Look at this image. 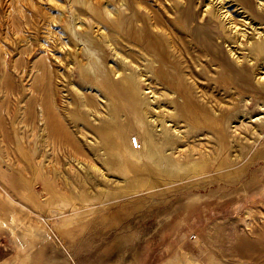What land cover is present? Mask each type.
I'll use <instances>...</instances> for the list:
<instances>
[{
  "label": "rangeland",
  "instance_id": "374dc122",
  "mask_svg": "<svg viewBox=\"0 0 264 264\" xmlns=\"http://www.w3.org/2000/svg\"><path fill=\"white\" fill-rule=\"evenodd\" d=\"M85 1L0 0V264H264V58L211 60L206 0Z\"/></svg>",
  "mask_w": 264,
  "mask_h": 264
},
{
  "label": "bare ground",
  "instance_id": "6f19581e",
  "mask_svg": "<svg viewBox=\"0 0 264 264\" xmlns=\"http://www.w3.org/2000/svg\"><path fill=\"white\" fill-rule=\"evenodd\" d=\"M77 1V0H75ZM85 1V0H84ZM88 1V0H86ZM85 1V2H86ZM95 1V0H94ZM91 2V1H90ZM92 3V2H91ZM91 3H89L88 1V5H92ZM137 3V8L138 9H134L133 12L130 13L129 17L127 19H124L125 20V23H126V29H128L127 31L130 32V34H133V37L135 38H131V39H136V38H143L146 42V44H150L152 45L151 48H155L154 50H156L157 46H155L153 44V40H151L152 36L151 35H147L145 33V31L143 30H136L134 27L136 26L135 25V22H138V18H139V15L141 13H139L140 11V5ZM73 4V3H72ZM84 4V3H83ZM87 4V2H86ZM86 4H84V6H86ZM264 3H261V0H258V2H256V6L261 10V12L264 10ZM94 5V4H93ZM93 5L92 7H89V6H86V7H89V9L93 8ZM97 5V4H96ZM205 8H204V14H203V18H206V20L200 24V25H197L195 26L196 28H193L192 31L193 34H195L197 36V38L202 42L203 46H205V48H207L205 51L207 52V55H211V60H219V62H221V68L223 66V61H225V63H229L227 60V57L224 53V48L221 44H225L226 47L228 48V52H229V55L235 60L236 63H240L241 64V61L245 60V61H249L251 64H253V71L257 74L259 73L258 70H260L262 68V59L264 57H261L259 60V64L256 65V60L257 57H254V53L258 52V51H261L262 48H264V26L261 28V27H258L257 25L256 26H253V25H249L248 26V23L245 22V18H248L249 16L247 15V7H252L251 5V0H206L205 2ZM99 6V4H98ZM234 6L235 7V11H238L237 12V17L238 16H241L240 18H242L241 20V23L240 25H238L237 23H234L233 25V22L231 21V18H232V14L230 12V8ZM73 7V5H72ZM109 7V6H108ZM74 9V8H73ZM96 9V8H95ZM224 9V10H222ZM232 9V8H231ZM92 11H94L93 9H91ZM76 12V10H75ZM74 12V13H75ZM95 12H98V11H94L92 13L95 14ZM107 14L106 15H109V14H113V12H111L109 9L106 10ZM119 12V11H118ZM117 12V13H118ZM249 13V12H248ZM252 13V12H251ZM250 13V14H251ZM46 14V13H45ZM79 14V13H78ZM98 14H102L101 12L98 13ZM111 14V16H113ZM116 14V12H115ZM119 14V13H118ZM183 14L185 15V17H191L192 16V11H191V7L190 6H187L185 7V9H183ZM259 14V20L260 22H258V24H264V13H258ZM260 14H263V15H260ZM81 15V14H80ZM117 15V14H116ZM84 16V15H83ZM91 17V15H89ZM96 16V14L94 15ZM100 16V15H98ZM97 16V17H98ZM105 16V15H103ZM101 16V17H103ZM248 16V17H247ZM82 16H80L81 18ZM110 17V16H109ZM114 17V16H113ZM54 18V17H53ZM76 18L78 19L79 17L76 16ZM85 18V17H84ZM92 18L91 17V20L92 21ZM239 18V19H240ZM103 19V18H102ZM114 19V18H113ZM223 20L225 21L224 25H221L223 28H227L229 31L228 33H224V37L223 36H220L221 32H218L217 31V28L218 26L216 25V21L218 20ZM233 19V18H232ZM83 20V19H82ZM81 20V21H82ZM85 20V19H84ZM84 20H83V23H84ZM94 20V18H93ZM192 20V19H191ZM227 20V21H226ZM245 20V21H244ZM250 20V19H249ZM42 21V20H41ZM234 21V20H233ZM75 23V22H74ZM76 24V23H75ZM79 25V27H81V29H85V31L87 30L86 29V26L84 24H82L81 22H78L77 23ZM92 24V22L90 23ZM100 24V23H99ZM197 24V23H196ZM199 24V23H198ZM12 25V24H11ZM86 25H89L88 23H86ZM93 25V24H92ZM92 25L90 26V28H92ZM96 27H94V31L97 33V34H100L102 32L101 30V26H98L97 24H94ZM93 25V26H94ZM255 25V23H254ZM42 26V25H41ZM29 27V26H28ZM43 27V26H42ZM88 27V26H87ZM47 28H50V27H47ZM89 28V27H88ZM89 28V29H90ZM137 28V27H136ZM56 29V28H55ZM139 29V28H137ZM216 29V30H215ZM45 30V29H44ZM47 30V31H46ZM45 31L49 33L48 29H46ZM44 31V32H45ZM52 30H50L51 32ZM89 31V30H88ZM86 31V32H88ZM211 31H217V34L218 35V39L220 38L222 41H220V39L218 41H214L213 38H212V33ZM128 32V33H129ZM47 33V34H48ZM52 34V32H51ZM50 34V35H51ZM102 34V33H101ZM215 34V33H214ZM45 36V35H44ZM43 36V38H44ZM47 36V35H46ZM53 36V35H51ZM55 36V35H54ZM53 36V37H54ZM96 36V35H95ZM151 36V38H150ZM49 37V35H48ZM52 37V39H53ZM56 37V36H55ZM98 37V35H97ZM132 37V36H131ZM42 38V39H43ZM63 38V37H62ZM67 38V37H66ZM101 38V37H100ZM49 39V38H48ZM64 39V38H63ZM99 39V38H98ZM44 40L46 41L47 40V37L46 39L44 38ZM55 40V39H54ZM21 41V40H20ZM25 41V40H24ZM29 41V40H28ZM140 40H136V42H138ZM142 41V40H141ZM49 42V40H48ZM51 42V41H50ZM221 44H219V43ZM52 44V43H51ZM59 46V45H58ZM145 46V45H144ZM255 46V47H254ZM150 47V46H148ZM150 48V49H151ZM113 49V48H112ZM149 49V48H148ZM38 51V50H37ZM255 51V52H254ZM263 51V50H262ZM74 52V51H72ZM157 52V51H156ZM153 53V52H152ZM38 54V53H37ZM260 54V53H259ZM249 56V57H248ZM121 58V57H120ZM251 60H255V61H252ZM258 60V59H257ZM92 61V60H91ZM90 61V63H92ZM61 62V61H60ZM258 62V61H257ZM227 65V64H226ZM117 66V65H116ZM248 67V66H247ZM226 68V67H225ZM86 68H84L85 70ZM245 68L243 67L242 70H244ZM247 69V68H246ZM87 71V70H85ZM119 74V73H118ZM256 76V75H255ZM263 78V77H262ZM261 78V79H262ZM124 79H127L126 77L122 78V80ZM126 81V80H124ZM89 85V84H88ZM90 87V86H88ZM161 107V106H160ZM157 108V107H156ZM162 108V107H161ZM148 109V108H147ZM159 110V109H158ZM161 110V109H160ZM163 110V109H162ZM168 110V109H167ZM157 111V110H156ZM148 112V111H147ZM154 113V112H153ZM157 116H158V119L162 120L163 122L161 124H159L158 120H157ZM149 117H151L152 119V122L155 126L158 127V125H160V128L162 129L161 131H165V126L166 124L164 123V119L163 118V113H158L156 116L155 115H150ZM148 117V118H149ZM160 117V118H159ZM162 117V118H161ZM167 116H165L164 118H166ZM170 121V120H169ZM158 122V124H157ZM167 122V121H166ZM171 122V121H170ZM176 123V122H175ZM176 126V125H175ZM180 127V126H179ZM160 130V129H159ZM176 130V129H175ZM185 130V129H184ZM155 131V130H154ZM181 131V130H180ZM184 132V131H183ZM177 133V132H176ZM182 137V136H181ZM149 138V137H148ZM154 138L156 139L157 137L156 136H153L152 137V142H150L149 144V147H148V157L152 160L153 163H156L157 161V143L154 141ZM124 140V139H123ZM115 142L119 143V138H117L115 140ZM123 142V141H122ZM116 143V144H117ZM120 145V144H119ZM118 145V146H119ZM179 146V145H178ZM173 148V147H172ZM176 150V148H175ZM173 160V159H172ZM175 167V166H174ZM260 246V245H259ZM259 252V251H258ZM252 263L249 262V264ZM253 264H256L255 262H253ZM260 264V263H259Z\"/></svg>",
  "mask_w": 264,
  "mask_h": 264
},
{
  "label": "built area",
  "instance_id": "2783aa9c",
  "mask_svg": "<svg viewBox=\"0 0 264 264\" xmlns=\"http://www.w3.org/2000/svg\"><path fill=\"white\" fill-rule=\"evenodd\" d=\"M130 144L135 149L139 148L140 147V140H139L138 136L133 135L132 137H130Z\"/></svg>",
  "mask_w": 264,
  "mask_h": 264
}]
</instances>
